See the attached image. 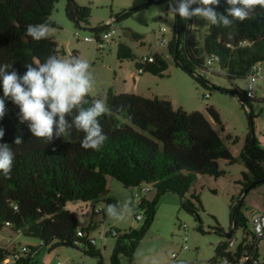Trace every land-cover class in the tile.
I'll list each match as a JSON object with an SVG mask.
<instances>
[{"label":"trees","instance_id":"trees-1","mask_svg":"<svg viewBox=\"0 0 264 264\" xmlns=\"http://www.w3.org/2000/svg\"><path fill=\"white\" fill-rule=\"evenodd\" d=\"M149 1L134 0L133 8ZM57 2L59 0H0V64H13L18 74L23 75L27 70L24 67L26 63L36 60L44 62L51 54L60 56L61 51L54 37L34 41L25 35L29 24L47 22L53 30L63 29L52 19ZM214 7L217 12L224 13L228 5L226 0H220L219 6ZM255 11L257 14L253 18L234 22L231 28L211 25L203 46L200 45L197 31L193 29V21L181 20L177 16L173 37L167 45V53L175 67L208 91L214 87L203 73L209 72L211 67L207 66V61L210 59L230 81L247 80L253 67L264 63V9L257 6ZM65 14L75 30H90L96 34L105 29V24L91 27L90 8L79 6L75 0H66ZM130 15L125 11L117 21ZM131 37L138 42L143 39L137 33H131ZM241 42L245 44L241 45ZM71 56L79 54L74 52ZM117 59L122 63L134 62L140 76L149 74L163 79L169 70V62L163 53L155 52L151 57L139 59L129 46L122 43L118 44ZM220 91L236 95L243 108H248L250 132L240 154L247 173L237 184L242 189L236 206L231 207L232 226L236 223L234 232L227 243L217 246L210 264H222L225 259L229 264H260L255 252L264 238L256 239L249 229L250 218L244 212L246 198L241 199L243 191L251 185H256L252 190L264 185V150L254 136L257 117L252 103L256 99H250L246 91ZM87 98L94 100L91 96ZM205 99H208L206 95ZM104 100L111 112L99 118L107 135L99 151L82 148L83 134L75 130L66 137H54L50 144L32 136L27 123L19 122V108L6 101L7 112L0 120V128L5 135L0 143L9 144L16 152V158L11 178L5 179L0 175V231L8 230L37 239L41 242L40 248L48 249V252L58 247L82 244L84 254L99 258L100 264H103L101 252L89 240L92 227L82 231L85 237H79V219L68 209V205L81 202L95 206L104 203L105 207L97 213L93 212V215L105 220L108 217L104 211L106 206L118 204L110 196L109 178L122 184L125 189L151 186L156 195L152 200L143 197L140 203V209L145 210L146 215L141 231L121 234V231L111 229L108 234L116 239L110 264H122L121 256H127L130 260L134 257L154 222L157 206L163 196L179 195L183 200V209L197 215L199 210H203L200 198L193 195L186 199V195L199 177L218 179L225 176L220 168L221 161L229 164L237 162L221 137L225 127L219 112L212 106H207L206 110L219 129L214 128L203 113L175 109L169 100L117 94L111 89ZM17 136L23 141L19 146L14 144ZM226 139L234 144L239 141L231 136ZM142 192L140 189V195ZM239 229L244 230V237L241 244L232 250L230 243ZM213 230L220 236L223 232L219 227ZM199 231L204 234L202 227ZM36 249L31 248L32 251ZM37 257L19 252L16 248L0 246V264H9V258L14 259L13 264H31Z\"/></svg>","mask_w":264,"mask_h":264},{"label":"rangeland","instance_id":"rangeland-1","mask_svg":"<svg viewBox=\"0 0 264 264\" xmlns=\"http://www.w3.org/2000/svg\"><path fill=\"white\" fill-rule=\"evenodd\" d=\"M81 7L91 10L90 25L97 27L106 24L110 19L116 20L123 12L133 8L134 0H75ZM66 0H59L52 13V19L59 23L63 29L52 31L49 36L54 37L61 54L59 57L68 58L74 52L79 57L89 61L95 84L89 96L94 99L103 98L111 89L113 92H139L146 98L169 99L175 109H183L186 112H201L219 129L218 124L208 114L207 106L214 107L220 114L225 132L221 134L225 145L237 159L235 164L226 161L220 162V168L225 176L218 179L201 176L195 186L186 195L190 199L198 196L202 202L203 210L194 215L189 214L182 207V199L176 194H166L161 198L156 209V216L145 238L142 240L132 260L127 256H121L122 264H210L215 257V251L219 244L227 243L226 234L232 230L230 219L231 207H235L242 187L237 185L242 181V175L247 173V168L240 154L244 141L249 134L248 108L242 106L236 95L222 93L220 89L242 93L248 86L247 80L230 81L223 73H203L205 79L214 87L210 91L205 90L193 82L185 73L177 69L167 53V46H160L162 38L171 40L175 31L176 17L168 11V2L151 5L123 20L117 21V37L115 42L106 46L103 51H98L94 43L86 42V38L94 37L90 30H75L65 14ZM193 29L197 31L200 45H204V38L210 24L203 20L193 18ZM166 33L161 32V28ZM131 33L142 35V41H136ZM129 46L137 58H145L155 52L163 53L169 62V70L165 78L159 79L152 75L140 76L134 62H120L117 59L118 44ZM264 68V63H263ZM134 83H137L136 87ZM256 101L252 103L256 119L254 121V136L260 147L264 150V82L256 85ZM136 94V93H130ZM205 95H209L205 99ZM247 113H246V112ZM231 136L239 139L237 144L226 139ZM149 188L150 193L142 192ZM110 196L118 201L132 200L135 204V212L125 220L114 222L109 217L105 220L101 216H94L92 209L102 210L104 203L98 205L73 203L68 209L75 213L79 219V229L86 231L92 227L90 238L95 241V248L101 252L103 264H110L112 251L116 245V239L108 235L111 229L121 231V234L130 231L140 232L144 226L145 210L140 209L143 197L153 199L156 192L151 186L142 188L125 189L116 180L108 179ZM233 199V200H232ZM93 208H92V207ZM245 214L250 218L248 227L252 230L251 219L256 214H264V185L258 187L247 195L245 199ZM142 216L141 221L135 219ZM202 227L204 234L199 231ZM223 230L220 234L214 233L215 228ZM10 237H18L15 248L21 252L22 248H40L41 242L23 235L11 234L8 230L0 231V244L9 246ZM244 237V230L239 229L234 233L232 250L238 247ZM13 247V246H12ZM74 247H58L48 252V249H39L40 253L31 264H100L99 258H92L83 252V245ZM187 247V250H184ZM257 261L264 262V240L260 241L255 252ZM9 264L14 263L9 258Z\"/></svg>","mask_w":264,"mask_h":264},{"label":"clouds","instance_id":"clouds-1","mask_svg":"<svg viewBox=\"0 0 264 264\" xmlns=\"http://www.w3.org/2000/svg\"><path fill=\"white\" fill-rule=\"evenodd\" d=\"M219 4L220 0H168V11L181 20L197 18L213 26L231 28L234 22L253 18L257 6L264 9V0H226L228 7L224 13L215 10L214 6ZM52 31L47 22L29 24L25 35L41 41ZM24 67L27 70L20 75L13 64H0L3 91L0 120L7 112L6 101H11L19 108V122L27 123L32 136L50 144L54 137H66L75 130L83 134L82 148L99 151L107 140L99 118L109 115L111 110L103 98L91 101L87 98L95 84L89 61L79 56L61 58L51 54L44 62L36 60ZM4 135L0 128V140ZM22 142L19 136L14 140L17 146ZM15 158L14 149L7 143H0V175L5 179L11 178ZM135 207L132 200H125L107 205L104 211L112 221L120 222L133 215Z\"/></svg>","mask_w":264,"mask_h":264},{"label":"built area","instance_id":"built-area-1","mask_svg":"<svg viewBox=\"0 0 264 264\" xmlns=\"http://www.w3.org/2000/svg\"><path fill=\"white\" fill-rule=\"evenodd\" d=\"M117 22V19H110L109 21H107V23L105 24V29L103 31H101L100 33H96L94 34V37L92 38H86L85 41L89 42V43H94L96 45V47L98 48V51H103L107 45L113 43L117 37V29L115 27V23ZM161 32L162 33H166V29L164 27L161 28ZM170 40H167L166 38H162L160 41V46H167ZM241 45H244V42L240 43ZM151 57V55H150ZM150 61H152V58H150ZM207 66L211 67L209 70V73H220L219 69H217L214 65H213V60H208L207 61ZM248 81V86L246 89V93L247 96L250 99H256V87L255 85L259 82V81H263L264 82V68H263V64H257L256 66L253 67L252 70V74L248 77L247 79ZM206 98H209V95H206ZM150 189L146 188L145 190H143V192H149ZM92 207V206H91ZM93 208V207H92ZM92 213L95 212L97 213L98 210L96 209H92L91 210ZM135 219L137 221H141L142 220V216H136ZM251 223H252V230L251 232L253 233V235L255 236L256 239L260 240L264 238V214H256L252 217L251 219ZM79 237H85L84 233L81 231L78 233ZM90 241H92L95 244L94 239L89 238ZM235 246L234 241H232L230 243V247L233 248ZM41 249V248H39ZM36 249L34 251H32L29 248H22V253H30L32 255V257H37L40 253V250ZM184 250H187V247H184ZM226 260V259H225ZM225 260L223 261L222 264H225ZM227 261V260H226ZM58 264H64V263H58ZM227 264H229V262L227 261Z\"/></svg>","mask_w":264,"mask_h":264},{"label":"water","instance_id":"water-1","mask_svg":"<svg viewBox=\"0 0 264 264\" xmlns=\"http://www.w3.org/2000/svg\"><path fill=\"white\" fill-rule=\"evenodd\" d=\"M164 1H165V0H151V1H149V2H147V3H145V4H143V5H141V6H139V7L129 9V10H128V13H134V12H137V11H139V10H141V9H144V8L149 7L151 4H158V3H161V2H164ZM255 186H256V185L253 184V185H251L250 187H248L247 189H245V190L243 191L242 195H241V199H245V198L247 197V195L251 192V190H252ZM235 225H236V223L234 222V224H233V226H232V230H231V232L226 234V238H227V239H229V238L232 236V234H233V232H234ZM74 248H76V247H74ZM76 249H77V248H76Z\"/></svg>","mask_w":264,"mask_h":264},{"label":"crops","instance_id":"crops-1","mask_svg":"<svg viewBox=\"0 0 264 264\" xmlns=\"http://www.w3.org/2000/svg\"><path fill=\"white\" fill-rule=\"evenodd\" d=\"M115 42V41H114ZM148 57V56H147ZM136 85H137V83H134V86L136 87ZM118 93V92H117ZM122 93H128V94H130V93H136L137 95H140V96H145L144 94H140L139 92H133V90H129L128 92H120V94H122ZM166 100H169V99H166ZM169 101H171V100H169ZM172 104H173V102H172ZM174 105V104H173ZM11 234H16V233H11ZM17 235H21V234H17ZM11 238V242H10V244H9V246H3V245H1L0 244V246H2V247H4V248H8V249H14L15 248V242H16V240L18 239V237H10ZM13 246V247H12ZM24 248H27V247H24ZM33 248H38V247H33ZM56 264V263H55ZM58 264V263H57Z\"/></svg>","mask_w":264,"mask_h":264}]
</instances>
